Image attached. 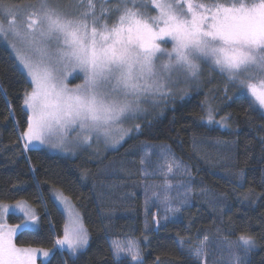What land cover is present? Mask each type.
<instances>
[{"label": "trees", "instance_id": "obj_1", "mask_svg": "<svg viewBox=\"0 0 264 264\" xmlns=\"http://www.w3.org/2000/svg\"><path fill=\"white\" fill-rule=\"evenodd\" d=\"M59 1L65 11L76 9L77 0ZM142 10L155 14L151 7ZM214 72L217 79L208 87L191 84L187 92L161 99L137 119L139 130L133 128L102 159L70 157L24 147L23 101L32 84L0 38V204L27 201L39 219L37 229L16 234V244L52 249L40 264H121L110 241L128 234L140 241L143 264H196L188 250L200 247L207 235L206 264H217L229 259L227 251H217L218 242L245 234L255 245L247 254L238 251L242 264H264V114L227 75ZM209 105L227 127L207 123ZM146 145L167 146L190 171L191 202L178 218L162 220L157 205L147 202ZM55 189L73 200L90 236L75 256L56 245L66 218L53 198ZM8 219L14 225L23 220L15 214ZM122 261L134 264L128 257Z\"/></svg>", "mask_w": 264, "mask_h": 264}, {"label": "snow or ice", "instance_id": "obj_2", "mask_svg": "<svg viewBox=\"0 0 264 264\" xmlns=\"http://www.w3.org/2000/svg\"><path fill=\"white\" fill-rule=\"evenodd\" d=\"M151 7L155 15L142 9ZM0 35H9L24 45L17 57L33 85L25 92L24 106L30 111L27 131L22 134L27 148L55 139L53 147L64 148L69 131L77 129L75 139L88 144L93 135L117 144L128 134L122 119L134 118L141 102L173 95L172 88L182 78H196L201 62L211 63L238 86L250 106L264 114V0H77L74 11H65L52 0L38 4H7L0 0ZM171 42V48L165 47ZM15 49L16 45L12 44ZM72 65L83 73V84L69 89L65 67ZM207 123L227 127L216 121L209 107ZM139 130V125H134ZM67 150V149H65ZM146 155L151 153L146 152ZM170 151L157 153L156 169L164 178L163 195L153 192L167 211L174 168L184 166ZM141 163H144L142 160ZM150 173L145 170L144 175ZM190 175V174H189ZM69 210L70 223L64 225L63 238L56 245L73 256L88 245V232L79 212L60 197ZM19 209L26 218L15 227L0 222V264H36L43 249L18 247V229H29L36 217L23 202ZM8 207L0 204V221ZM167 219V216H165ZM146 239V237H145ZM205 235L200 247L189 249L196 264H206ZM239 247L247 254L255 240L242 234ZM183 250L184 241L179 242ZM114 257L122 256L143 264L140 241L128 234L112 239ZM231 241L221 240L217 251H227L229 259L217 264H242Z\"/></svg>", "mask_w": 264, "mask_h": 264}, {"label": "rangeland", "instance_id": "obj_3", "mask_svg": "<svg viewBox=\"0 0 264 264\" xmlns=\"http://www.w3.org/2000/svg\"><path fill=\"white\" fill-rule=\"evenodd\" d=\"M9 1V2H7ZM5 3L7 4H38L39 0H7ZM52 2L56 5L62 4L59 0H52ZM62 8V7H61ZM155 15V14H154ZM0 38L2 41L8 46V48L11 50L12 54L14 55L19 67L22 69V71L27 75L26 70L22 66V64L19 62L18 57H17V51L24 52L25 47L24 45L20 42L19 39L9 35L7 39H5L2 35H0ZM12 44L16 45V48L14 49L12 47ZM165 47H168L169 49L171 48V42L165 45ZM216 67L212 65L211 63H206V62H201V71L196 78H182L175 86L172 88L173 95H177V93L181 92H187L188 86L192 84V86H196L198 88H203V87H208L212 82H214L217 79V76L214 72ZM63 71L66 73V79L65 83L67 84V87L69 89L75 88L76 85L83 84V73L80 71L79 68H74L72 65H68L63 69ZM226 75V74H225ZM28 77V75H27ZM30 80V78L28 77ZM33 88V85H32ZM183 90V91H182ZM172 96V95H171ZM161 98H156L155 103L151 102V100L148 101H143L141 102V111L135 114L134 118H127V119H122L120 126L124 129H128V134L124 136V139L121 140L117 144H112L108 143L104 140L103 137L99 141L96 140L95 135H93V139L90 143L84 144L77 139H75L76 136V131L77 129H73L69 131L67 140L65 141V146L64 148H57L53 147L52 144L55 142V139L53 138L52 141H49L48 138L46 137V142L44 144H40L38 141H33L32 144H30L26 149H34V148H43L46 149L47 151L55 154H60V155H65V156H70V157H77L80 155H87V156H92L96 160H100L104 157L106 154L107 150H116L119 147H121L126 139L129 136V132L135 128L134 125L137 124V119L141 117L143 114L147 113V111L150 108H155L158 106V103L161 102ZM25 107V106H24ZM209 107H211L209 105ZM152 108V109H153ZM212 108V107H211ZM26 109V107H25ZM156 109V108H155ZM28 115H30V111L27 110ZM27 131V130H26ZM25 143V140H24ZM67 149V150H65ZM165 151H170V149L167 146L159 145V146H153V145H146L145 151H144V161L146 162V168L150 174L145 175L147 177V180L145 181L144 184V191H146V198L147 202L149 204L157 205L158 210L161 212V219L166 220L165 216H167V219H172V218H178L179 213L182 208L186 207L188 204H190V196H191V188L189 184V174L190 171L188 167L181 161L179 160L173 153L170 151L171 156H169V159L171 160V157L174 156L176 160H178L186 169L185 170H177L174 168V174H170L168 176V179L172 183V189L169 191V196L171 197L167 207H171L173 209H179V211L172 212V211H167L166 206L162 203L159 202L156 196H153V192H157L158 194L163 195V181L164 178L158 174H155L157 172L156 169V161H157V153L161 152V150ZM146 152L151 153V155H146ZM64 197L68 202L69 205L71 206V209L73 211L79 212L81 218L82 215L78 208L76 207L75 203L73 200L65 195L61 190L55 189L53 192V198L58 204L59 208L63 211L65 218H66V224L70 223L71 217L69 215V210L68 208L64 205V203L61 201L60 197ZM18 202H23L24 205H26L28 208L31 209V211L34 213L36 220L34 223L31 221L29 222L32 224V226L29 229H37L39 227V219H38V214L36 208L30 204L27 201H17V202H11V203H4L3 205L8 207L7 213L4 214L3 217V223H6L7 225L10 226H17V225H22L24 223V220L26 219L24 217V214L19 211V209H16L15 212L13 211L14 206ZM15 214V215H20L22 216L23 220L19 224H11L9 222V215ZM82 223L84 228L86 229L83 218H82ZM87 230V229H86ZM21 229L17 230V233L20 232ZM88 232V231H87ZM16 233V234H17ZM88 237L90 239L89 233ZM89 239H88V244H89ZM233 245V252L239 254L238 251H240L239 244L237 241H231ZM16 243V242H15ZM17 245V244H16ZM18 247H24V246H19ZM88 246V245H87ZM86 246V247H87ZM58 247V246H57ZM24 248H35V249H43L49 252L48 257H42L39 253L37 254L36 257V264L45 263L52 255L53 250L52 249H44V248H36V247H24ZM58 249L61 250V248L58 247ZM85 249V248H84ZM82 249V250H84ZM81 250V251H82ZM80 252V251H79ZM78 252V253H79ZM77 253V254H78ZM76 254V255H77ZM123 257V256H122Z\"/></svg>", "mask_w": 264, "mask_h": 264}]
</instances>
